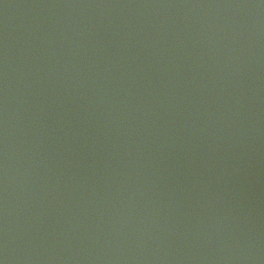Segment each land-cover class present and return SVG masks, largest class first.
I'll return each mask as SVG.
<instances>
[{
    "label": "water",
    "instance_id": "water-1",
    "mask_svg": "<svg viewBox=\"0 0 264 264\" xmlns=\"http://www.w3.org/2000/svg\"><path fill=\"white\" fill-rule=\"evenodd\" d=\"M0 264H264V0H0Z\"/></svg>",
    "mask_w": 264,
    "mask_h": 264
}]
</instances>
